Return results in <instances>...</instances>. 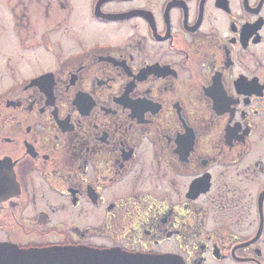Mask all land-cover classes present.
<instances>
[{
    "label": "flooded vegetation",
    "instance_id": "1",
    "mask_svg": "<svg viewBox=\"0 0 264 264\" xmlns=\"http://www.w3.org/2000/svg\"><path fill=\"white\" fill-rule=\"evenodd\" d=\"M0 243L264 264V0H0Z\"/></svg>",
    "mask_w": 264,
    "mask_h": 264
},
{
    "label": "water",
    "instance_id": "2",
    "mask_svg": "<svg viewBox=\"0 0 264 264\" xmlns=\"http://www.w3.org/2000/svg\"><path fill=\"white\" fill-rule=\"evenodd\" d=\"M0 264H183L168 255L126 253L114 249L96 250L89 247L54 246L18 248L0 243Z\"/></svg>",
    "mask_w": 264,
    "mask_h": 264
},
{
    "label": "rangeland",
    "instance_id": "3",
    "mask_svg": "<svg viewBox=\"0 0 264 264\" xmlns=\"http://www.w3.org/2000/svg\"><path fill=\"white\" fill-rule=\"evenodd\" d=\"M93 222H91V224H92ZM96 224V223H95Z\"/></svg>",
    "mask_w": 264,
    "mask_h": 264
}]
</instances>
